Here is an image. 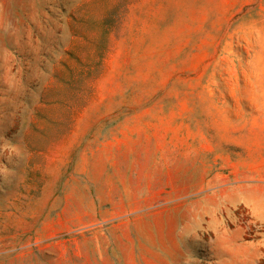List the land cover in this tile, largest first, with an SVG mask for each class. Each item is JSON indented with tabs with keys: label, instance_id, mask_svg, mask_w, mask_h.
Returning <instances> with one entry per match:
<instances>
[{
	"label": "rangeland",
	"instance_id": "obj_1",
	"mask_svg": "<svg viewBox=\"0 0 264 264\" xmlns=\"http://www.w3.org/2000/svg\"><path fill=\"white\" fill-rule=\"evenodd\" d=\"M0 264H264V0H0Z\"/></svg>",
	"mask_w": 264,
	"mask_h": 264
},
{
	"label": "crops",
	"instance_id": "obj_2",
	"mask_svg": "<svg viewBox=\"0 0 264 264\" xmlns=\"http://www.w3.org/2000/svg\"><path fill=\"white\" fill-rule=\"evenodd\" d=\"M83 256V255H82Z\"/></svg>",
	"mask_w": 264,
	"mask_h": 264
}]
</instances>
